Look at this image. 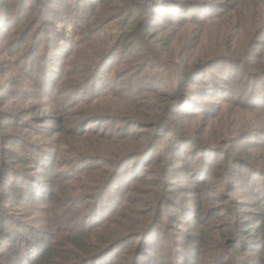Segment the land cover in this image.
<instances>
[{
	"label": "trees",
	"instance_id": "obj_1",
	"mask_svg": "<svg viewBox=\"0 0 264 264\" xmlns=\"http://www.w3.org/2000/svg\"><path fill=\"white\" fill-rule=\"evenodd\" d=\"M241 3L0 0V264H264V0ZM222 109L247 125L194 128ZM228 199L235 224L208 230Z\"/></svg>",
	"mask_w": 264,
	"mask_h": 264
},
{
	"label": "rangeland",
	"instance_id": "obj_2",
	"mask_svg": "<svg viewBox=\"0 0 264 264\" xmlns=\"http://www.w3.org/2000/svg\"><path fill=\"white\" fill-rule=\"evenodd\" d=\"M226 2L229 3H233L235 4V6H237L239 8V6H242V3L237 5V3L239 2V0L234 1H227ZM243 7V6H242ZM264 6H261V10L260 12L263 10ZM243 12L247 17H248V10L246 9H242ZM261 14V13H260ZM260 22L261 19L258 20L257 23V28H253L252 30V34H247V26H248V21L243 25L245 32L242 31L241 33H239L238 37H237V42H239V46L244 48V51H248L249 48V43L251 42V40H254V37L256 36L257 31L260 28ZM217 23V22H216ZM214 23V24H216ZM213 25V24H212ZM226 25L223 23H220L218 25L212 26L209 31H212L213 33L209 34L207 32V30L204 27L201 26H196V25H186L185 27H183L182 29H177L174 32H172V29H169V27L167 28H163L165 31V33H162V35L164 36V40H166V43L173 46V41H181L183 39H186V41H190L191 45L196 44L197 41H199V45L201 41H204L203 38H209V37H216L217 34L219 32H223L225 31ZM169 29V31H168ZM106 33H111L110 29L106 30ZM224 33V32H223ZM117 36V34L114 33V37ZM253 39H252V38ZM98 39V43L97 46L102 47L106 44V42L108 40H112L111 39H106V38H101L99 35L97 36ZM252 43V42H251ZM13 66H11V64H7L6 63H1L0 62V83L1 82H17V79L14 76L13 69H11ZM152 100H155L154 97H152ZM33 104H37V103H33ZM114 101H105L102 104V108L106 109L107 107H112L114 105ZM19 108H21V110L30 108V104L29 103H24L23 106H18ZM115 108V107H114ZM114 111H119V110H114ZM214 111L211 112V114ZM249 117L250 114L244 111H237L235 109L232 110H220L219 114L216 115L215 117L212 116L211 119H208V121L205 123L204 121H200V125H196L194 128H198L200 129V132H207L212 130L214 132L213 136L211 137L212 140H215L217 138V136L219 135V132L222 129H226V130H232L234 132H237L238 130H240L242 127H244L245 125H247L248 121H249ZM203 124V125H202ZM184 176L182 175L183 178ZM96 179H92L89 176H84L83 177V181H81L78 184H75L74 189L81 191L84 190L85 188H87L89 186V182L90 184H94ZM178 186H189L190 182L188 180H182L181 182L177 183ZM211 187L213 189L214 194L211 195L213 196V200L214 203H217V198H218V194H223L226 191L225 187H218L217 184L215 183H211ZM87 191V189L85 190ZM84 191V192H85ZM230 193V192H229ZM143 194V197H139V199L135 200V202H140L142 200H146V199H151L152 195H151V189L147 188L144 189L142 191H140L139 195ZM232 201H234V199H228L225 200L223 203L221 202L220 204H212L211 209L209 212H205L204 213V220L206 222L209 223V226L211 227L210 231H216V230H223L226 229L227 226L232 227L233 224H235V220H234V213L230 214L229 211L232 206ZM235 207V205H234ZM22 208V207H21ZM20 208V209H21ZM167 209V208H166ZM229 209V210H228ZM25 211V210H24ZM235 211V210H234ZM147 212H151L148 208ZM206 214V215H205ZM236 214V212H235ZM155 215V214H154ZM210 215H212L210 217ZM219 215V218L215 219V216ZM203 220V221H204ZM37 222V220H36ZM252 224V223H251ZM11 246V243L8 241V243L2 242L0 243V248H2L4 251H6L7 247ZM31 249V248H30Z\"/></svg>",
	"mask_w": 264,
	"mask_h": 264
}]
</instances>
